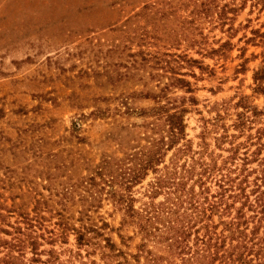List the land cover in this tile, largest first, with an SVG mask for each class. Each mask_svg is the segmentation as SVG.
I'll use <instances>...</instances> for the list:
<instances>
[{
  "label": "rangeland",
  "instance_id": "374dc122",
  "mask_svg": "<svg viewBox=\"0 0 264 264\" xmlns=\"http://www.w3.org/2000/svg\"><path fill=\"white\" fill-rule=\"evenodd\" d=\"M173 76L194 88L169 93L196 99L186 101L185 115L193 149L199 148L205 121L217 113L232 124L242 110L233 106L242 96L258 115L235 138L245 143L239 153L257 148V129L264 143V91L255 80L264 83V0H0V207L21 196L28 201L34 190L45 196L60 191L104 155L138 151L149 134L137 126L144 121L139 112L154 104L148 93L159 92ZM217 134L206 136L208 148L225 157L229 145L217 149ZM259 153L263 157L264 148ZM153 176L149 172L134 187L136 206L147 200L144 191ZM100 210L108 235L134 253L139 237L128 238L134 228L120 225L121 213L108 201ZM14 220L15 214L7 218ZM54 248L76 251L74 235ZM90 258L101 263L98 254Z\"/></svg>",
  "mask_w": 264,
  "mask_h": 264
},
{
  "label": "trees",
  "instance_id": "16d2710c",
  "mask_svg": "<svg viewBox=\"0 0 264 264\" xmlns=\"http://www.w3.org/2000/svg\"><path fill=\"white\" fill-rule=\"evenodd\" d=\"M255 80L257 90L264 91L261 78ZM171 89L194 91L189 80L173 76L159 92L148 93L154 104L139 112L144 121L137 126L149 134L138 151H122L123 157L104 155L79 181H67L60 191L45 196L34 190L28 193V201L21 196L20 202L12 198L10 207H0V233L8 236L0 237V264H264L261 129H257L259 145L251 153L246 148L240 155L245 143L235 141L251 129L258 115L256 107L242 96L233 106L242 110L235 112L232 124L222 121L220 113L205 121L195 150L186 138L185 115L189 111L186 101L195 104L196 99L173 98ZM206 122H211V128ZM210 132L218 133L214 136L217 149L229 145L224 149L228 155L222 157L208 148ZM247 137L252 138L250 133ZM168 152L171 155L165 163ZM252 162H257L256 168L250 167ZM149 172L154 176L144 191L147 200L136 206L133 189ZM159 196L163 198L157 201ZM103 201L121 213L120 225L134 228L128 237H139L134 253L119 248L108 235L109 223L100 210ZM13 214L15 220L7 221ZM70 234L77 250H63L67 253L63 258L54 246L67 243ZM45 244L49 248H42ZM94 254L101 263L89 259Z\"/></svg>",
  "mask_w": 264,
  "mask_h": 264
}]
</instances>
